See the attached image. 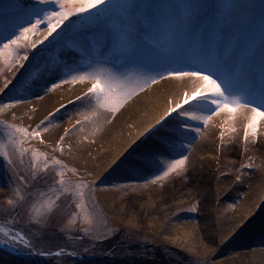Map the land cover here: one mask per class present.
<instances>
[{
	"label": "snow or ice",
	"instance_id": "1",
	"mask_svg": "<svg viewBox=\"0 0 264 264\" xmlns=\"http://www.w3.org/2000/svg\"><path fill=\"white\" fill-rule=\"evenodd\" d=\"M41 25L45 26L44 38L30 39ZM50 36L53 39L46 47H58L73 55L49 63L44 59L46 49H40L30 61L28 49H35ZM257 56L261 61L258 66ZM0 61L9 70L24 69L22 78L14 74L0 85V115L5 117L0 128L21 161L29 151L23 147L25 141L40 138L56 116L49 112L29 131L6 122L9 116L17 119L14 109L28 104L29 96L42 99L41 91L46 94L61 84L85 85L75 97L81 102L75 107L82 119L64 130L52 146V155L31 149V183L14 171L13 181L24 190L21 194L13 188L7 207L0 209V248L21 257L74 260L87 254L90 245L99 246L115 234L105 227L103 214L89 195L99 185L89 184L82 177L75 182L66 179L65 169L73 176L78 175L77 170L55 154L59 151L63 155L62 146L78 126L83 131L85 125L101 120L110 123L108 115L115 118L128 101L152 85L167 81L191 83L192 87L150 127L147 139H158L146 146L141 161L122 160L117 168L125 165L130 172L154 169L145 180L152 184L171 174L182 176L187 171L191 145L213 116L237 110L246 120L243 152L262 142L258 124L264 123V0L259 4L181 0L157 8L138 7L134 0H0ZM34 69H39L38 73ZM228 131L235 133V126ZM219 139L223 146V131ZM41 157L43 166L38 163ZM158 157H167L170 163L161 166ZM248 160L239 162L237 181L244 170L254 167L250 157ZM50 166L53 177L47 175ZM0 167L13 168L11 156L3 150ZM66 208L70 209L69 224L58 232L71 244L50 231L53 219L63 215ZM81 214L80 222L87 227L79 234H69L71 218Z\"/></svg>",
	"mask_w": 264,
	"mask_h": 264
},
{
	"label": "bare ground",
	"instance_id": "2",
	"mask_svg": "<svg viewBox=\"0 0 264 264\" xmlns=\"http://www.w3.org/2000/svg\"><path fill=\"white\" fill-rule=\"evenodd\" d=\"M245 2L259 4L260 0ZM45 34L41 30L37 39H43ZM69 55L73 53L57 49L47 62ZM260 63L257 56V66ZM191 87V83L167 81L152 85L128 101L115 118L108 115L110 123L101 120L85 125L83 131L78 126L62 146L63 155L59 151L55 155L69 168L77 170L78 175L73 176L65 169L66 179L75 182L82 177L89 184H100L89 195L94 197L104 219L116 218L117 223L125 221L140 232L147 230L152 236H161L163 242L195 260L208 262L220 258L214 263L264 264V204L258 201L264 197V123L258 124L262 142L244 153V114L237 110L213 116L190 147L187 171L182 176L171 174L156 184L145 182L154 169L130 172L125 165L117 168L122 160L141 161L146 146L158 139L155 136L147 139L150 127L168 107L183 99L184 92ZM84 88L79 83H66L50 88L46 94L41 91L42 99L31 95L28 104L14 109L17 119L13 121L9 116L6 122L31 131L49 112H54L53 125L41 132L40 138L25 141L23 145L25 149L51 156L52 146L64 130L82 119L75 107L81 102L75 97ZM0 117L5 120L3 115ZM232 126L236 128L235 133L228 131ZM221 131L225 134L223 146L219 139ZM249 157L254 167L244 170L237 181L239 162H249ZM158 160L161 166L170 163L167 157H158ZM38 163L43 164V157ZM193 205L197 206L195 212L183 211ZM85 227L81 223L82 230ZM252 245L259 247L245 251ZM231 247L244 250L232 254Z\"/></svg>",
	"mask_w": 264,
	"mask_h": 264
},
{
	"label": "rangeland",
	"instance_id": "3",
	"mask_svg": "<svg viewBox=\"0 0 264 264\" xmlns=\"http://www.w3.org/2000/svg\"><path fill=\"white\" fill-rule=\"evenodd\" d=\"M165 1H167V3L181 2V0H134L138 7H143L145 5L155 7ZM121 2H123V0H117V3ZM44 27V25H41L40 31L44 30ZM57 31H59V29H57ZM37 34L35 36H31L30 39L35 41L42 40L37 39ZM55 35L56 33H53V36ZM52 39L53 37L50 36L47 40H44L43 44L37 43V47L35 49H28L30 61L34 56L39 55L40 49H46L44 59L48 61L50 55H52L55 50L60 49L58 47H46ZM26 66H28L27 62ZM23 72L24 69H20L18 67L9 70V68L2 61H0V85L4 83L6 78L12 77L14 74L18 78H22L21 73ZM13 82L15 83V81ZM0 121H3L1 117ZM0 150L8 152L13 160V168L0 167V209H3L7 207V200L12 198L13 188L19 189L21 194L24 190L23 185L16 184L13 181L12 177L14 171L20 176L25 177L26 181L31 183L30 160L32 152L31 148H29V151L25 153L21 161L19 152L14 150V146L7 142L6 137L3 135L2 128H0ZM40 165L43 166V164ZM230 174L234 173L230 172ZM47 175L49 177L55 176L51 167H49ZM42 183L43 181H41V184ZM49 195L54 196L51 192H49ZM258 201L259 203L264 204V197H261ZM65 203H67V201H65ZM194 206L197 207L196 205L187 206L183 211L189 212ZM68 211H70V209L66 208L63 215L53 219L50 231L54 233L58 239L67 240V242L71 244L72 241L68 240L67 236L58 232L59 228L67 227L69 224V218L67 216ZM120 217L122 218L121 215ZM71 219L73 222L71 227L68 228V233L72 235L79 234L82 231L80 222L82 216L72 217ZM105 222V227L107 229L114 230L115 234L112 235L111 239L104 241L96 247H91L90 245L89 252L87 254L78 256L74 260L65 261L63 258L53 259L51 257L42 256L21 257L11 253L7 249L0 248V264H215L214 261H220V258H212L211 261L208 262L195 260L184 251L163 242L161 236H152L147 230L140 232L126 225L125 221H118L119 223H117L116 218H112L109 220L105 219ZM257 246L258 245H252L250 246V249H245V251H252L257 248ZM241 250L244 249L231 247L230 252L235 254V252ZM243 260L246 261L247 257L243 258Z\"/></svg>",
	"mask_w": 264,
	"mask_h": 264
}]
</instances>
